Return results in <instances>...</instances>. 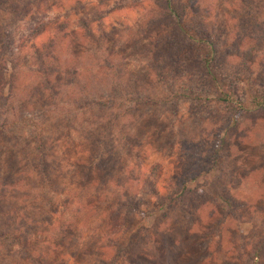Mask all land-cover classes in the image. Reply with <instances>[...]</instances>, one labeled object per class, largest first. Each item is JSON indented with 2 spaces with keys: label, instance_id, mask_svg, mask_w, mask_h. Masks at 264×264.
<instances>
[{
  "label": "rangeland",
  "instance_id": "obj_1",
  "mask_svg": "<svg viewBox=\"0 0 264 264\" xmlns=\"http://www.w3.org/2000/svg\"><path fill=\"white\" fill-rule=\"evenodd\" d=\"M156 6V0H60L50 12L49 33L36 41L42 46L50 37L59 39L54 28L64 22L65 36L50 65L61 93L52 97L47 91L46 103L39 100L42 85L33 51L23 50L15 95L0 108V179L10 185H0V263L97 264L100 254L107 258L116 252L107 240L118 239L131 248L137 242L153 264H166L161 240L170 228L174 246L185 249L186 240L196 247L211 244L205 229L194 224L206 222L224 191L245 205L247 220L229 221L217 257L236 256L235 248L242 252L264 235V42L248 63L234 56L236 49L256 45L250 36L256 22L264 25V0H201L185 15L188 31L204 29L216 42V61L233 79V98L243 102L242 113L219 102L195 108V102L173 97L171 104L157 103L180 90V78L187 69L197 70L193 61L205 50L194 49L193 65L186 57H173L175 66L159 75L162 66L153 56L163 52L167 25L151 24L159 15L151 11ZM81 16L90 21L92 36L79 27ZM98 16L103 19L94 23ZM22 25L17 28L25 33ZM66 66L78 70L75 81L65 74ZM25 97L32 104L27 110L21 104ZM139 97L147 103L134 99ZM101 99L114 104L88 105ZM192 175L196 178L185 181ZM185 185L207 194V208L187 217L181 209L169 216L147 213L156 209L152 188L164 195ZM96 192L102 193L99 210L83 208L82 221L74 222L80 202L74 194L91 203ZM126 192L145 199L144 213L108 238L102 216ZM72 222L74 233L57 238L58 229ZM213 233L216 243L218 233Z\"/></svg>",
  "mask_w": 264,
  "mask_h": 264
},
{
  "label": "trees",
  "instance_id": "obj_2",
  "mask_svg": "<svg viewBox=\"0 0 264 264\" xmlns=\"http://www.w3.org/2000/svg\"><path fill=\"white\" fill-rule=\"evenodd\" d=\"M59 1L60 0H0L1 109H3L6 104L11 103L10 100L15 95L16 88L18 87L19 67H23V65H20L22 61L20 55L22 56L23 50L25 49H32L34 55L33 59H35L37 65H35L37 67L36 71L41 77L40 84L42 87L39 88V100L43 103L49 101L46 97L47 91L52 97L61 93L59 89L57 90L56 86L53 85L54 82L51 78L52 73L50 72V65L57 59V48L60 42L59 44L57 43L59 39L65 36L62 35V33L66 31L65 28H63L66 27L64 26V22L58 24L57 29L54 28L56 30L55 34L59 35V39L58 37H50L47 42L42 43V46L36 44V41H38L42 35L44 36L49 33L50 24H52V17L50 16L52 14H50V12H52L53 7H56ZM99 1L100 3H105V0ZM156 1L157 6L151 11L153 14L154 12H159V15L157 19L151 20V24L157 22L167 25V34L162 42V45H164L163 52H157L153 56V62H156L158 66L159 64L162 66H160L162 70H158L159 75H162L163 72H167L169 66H175L173 57H186V60H190L192 64L194 60V49L200 47L205 50L204 56L196 58L197 61H193L197 70L191 73L192 70L187 69V72L180 78L181 81H183L180 90H174L169 98L166 96L159 98L157 103L168 105L172 103L173 97H176L195 102V108L210 102H219L226 106H231L234 111L241 113L245 112L246 110L243 107V102L233 98V96L236 95L233 79H230L229 76L221 71L219 62L216 61L220 59L219 51L215 45L216 42H212L208 38L211 35L206 34L208 32L204 29H197L195 34L187 30L188 26H186L185 23L186 11L188 8H194L197 2L201 0H186L184 5L177 4L175 2L176 0ZM102 19L103 17L98 16L93 22L95 23V21H100ZM22 24L27 25L25 33L18 30ZM79 24V27L85 31L86 35L92 36L93 30L90 28V21H87L86 18L81 16L79 18ZM219 36L220 35H218V38ZM250 38L253 39L256 45L245 51L236 49L234 53L235 57L243 58L246 63L253 58L251 56L254 55L257 46L264 42V25L261 26L260 23L256 22ZM244 62H242L243 67L246 65ZM111 67L112 62L108 63L106 69H111ZM100 69L99 67V70ZM65 70V74L70 77L71 80L75 81L76 78H78L76 76L79 73L75 67L66 66ZM164 77L166 78V76ZM187 83H189V85L186 86ZM199 83L202 85L201 88H199ZM203 92L213 97L212 100L201 96ZM134 99L144 104L148 101V99L141 97ZM111 100L112 99L104 101L101 99L88 105L97 106L99 109L111 108L114 104ZM21 104L24 106L25 110L30 109L32 105L29 103L27 97H25V100L21 101ZM260 106H264V103H261ZM103 162L104 160H100V163ZM101 166L104 165L102 164ZM195 178L196 176L193 175L191 178L186 176L185 181L188 182L189 179ZM6 181L5 178L0 179V185L4 189L10 187L9 183ZM151 193L157 198V202L154 205L156 209L152 211L147 210L148 214L155 215L163 211L169 216L172 211L181 209L185 213V217H187L186 215L188 214L196 215L202 211V209L207 208V194H196L186 185L180 190L171 191L164 195L155 190V188H152ZM101 195V192H96V195H93L94 200L88 203L87 200H83L80 194H74L76 198H79L80 202L73 221H82V216L80 214L83 208L93 207L94 213L97 212L100 206L99 204L96 206V202H100ZM219 195L222 197L223 204L215 203V210L206 219L204 224L202 223L203 220L199 221L198 224H194V227L205 229L206 235L210 237L209 241H211V244L204 247L197 245L196 247L193 246L194 244L192 242L186 240L185 243H187V247L185 249L181 248L180 244L174 246L173 244H175L177 240L173 239L170 241L173 237L167 235L169 234V230H171L170 228L165 235L163 234L161 240V245L164 249L161 259H163L166 264H264V235L258 239L251 240L248 246L246 245L243 247L242 252L235 248L236 256H227L228 258L223 259L217 257L218 250H222L224 243H226L223 233L229 221L234 220L235 222L241 223L247 220V209L245 205L237 201L229 191H224ZM113 201L114 204L110 206L106 214L102 216V222L100 223V226H106L104 230L108 238L111 233L120 234L125 232L129 228L128 225L133 223L136 217L144 213L143 209L147 205L145 199L140 197L138 193L130 194L126 192L123 197L116 198ZM65 206L67 207V205ZM74 222H72L71 225H67L66 228L62 227L61 229L60 227L56 232L57 238L64 237L66 239L65 236L67 234H73L74 230L77 229L73 227ZM191 230L192 229H189V232H191ZM214 231L218 233L217 237L219 238L216 243L213 242L216 238L213 233ZM193 234H196L194 230ZM53 240H55V238ZM106 244L108 246H113L111 250L116 249V252L106 256L107 258H104V254H100V257L98 256L96 260L97 264H153L151 260H148V256L144 254L143 251H140L137 242L131 243L134 248L121 243L118 239L107 240ZM56 245V247L60 246L59 244ZM214 247L215 250L210 252ZM192 250L195 251L191 252ZM62 257H64L63 253ZM10 264H13V262H10ZM48 264H55V262H48Z\"/></svg>",
  "mask_w": 264,
  "mask_h": 264
}]
</instances>
